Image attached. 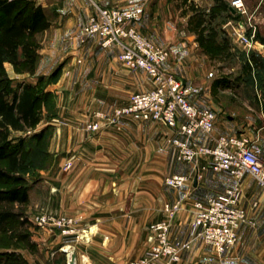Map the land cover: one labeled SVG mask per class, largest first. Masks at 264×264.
Wrapping results in <instances>:
<instances>
[{"label":"crops","instance_id":"crops-1","mask_svg":"<svg viewBox=\"0 0 264 264\" xmlns=\"http://www.w3.org/2000/svg\"><path fill=\"white\" fill-rule=\"evenodd\" d=\"M32 1L45 10L50 23L48 29L36 36L39 49L35 66L31 71L18 70L5 62L3 67L11 86H41L43 92L55 94L57 119L46 118L47 107L42 106L44 117L40 123L25 133L12 132L11 137H31L50 131L47 151L61 163L73 158V170L61 180L62 208L78 213L86 226L92 223L99 228L98 237L93 238L88 248L95 264H127L142 256L148 246L146 228L163 217L164 203L177 200L183 203L171 224L169 239L174 243L186 242L192 204L223 196L231 179L211 171L205 158L197 166L178 161L177 148L165 146L166 139L175 137V130L143 120L139 115L124 117L116 125L87 135L82 127L95 111L110 113L115 107L128 105L133 93L151 88L150 78L142 70H131L122 64L117 44L103 47L101 33L83 31L90 16L96 13L92 1ZM191 1L208 4L204 8L206 13L212 5H228L230 0H188ZM244 1L249 10L258 9L262 13L264 0ZM179 2L96 0L95 3L105 8L136 9L135 28L153 44L169 46L171 54L165 66L184 82L191 103L215 113L213 136H241L258 148L264 159V121L246 120L229 107L226 101L229 95L221 88L223 81L209 75L195 36L185 31H166V21L179 20L182 10L178 8ZM47 11L54 18H49ZM263 51L262 47L255 53L264 56ZM249 79L255 84L264 80L254 75ZM256 106L264 116V97L258 99ZM190 142L194 146L213 145L201 135ZM118 172L120 179L128 181L124 184L125 191L120 187L112 191L110 186L102 189L101 180H117ZM176 174L186 175L190 181L183 189L165 190L162 187L165 177ZM247 177L242 182L240 205L247 211L248 222L239 227L237 244L217 255L197 241L191 249L181 252L179 264H264V192L253 178ZM133 179L144 182L134 187L129 182ZM151 181H155V186L149 184ZM246 196L250 197L247 202ZM123 197L130 203L122 204ZM123 207L126 213L118 214Z\"/></svg>","mask_w":264,"mask_h":264},{"label":"built area","instance_id":"built-area-1","mask_svg":"<svg viewBox=\"0 0 264 264\" xmlns=\"http://www.w3.org/2000/svg\"><path fill=\"white\" fill-rule=\"evenodd\" d=\"M90 1L95 5L96 13L90 18L84 32L101 33L104 36L103 47L117 44L121 48L120 61L126 68L141 69L154 80L152 89L132 94L129 104L116 109L115 115L125 117L135 114L143 120L155 121L175 130V137L166 139L165 146L177 148L178 161L197 166L200 159L205 158L211 171L223 173L231 179L223 196L192 204V218L184 243H174L169 239L172 221L182 210V204H166L165 219L149 225L147 249L139 260L131 264H176L181 251L191 249L197 241L209 246L217 255L224 254L237 244L238 229L248 222L246 211L240 205L244 178L252 177L264 192V159L261 151L241 136H213L215 113L193 106L180 80L162 68V60L167 54L154 49L138 32L130 29L131 22L138 17L136 9H108L97 5L96 0ZM228 6L233 18L227 21L226 27L235 40L247 51L262 48L263 45L257 41L258 27L254 11H249L244 0H230ZM98 128V125L87 127L91 131ZM197 135L212 141L213 145H191L190 140ZM180 136L186 139L182 140ZM70 167L71 164L66 163L64 170ZM187 181L186 175L166 178V184L174 188H182ZM52 221L51 217L42 216L37 220V225L50 226ZM56 224L65 225L61 222Z\"/></svg>","mask_w":264,"mask_h":264},{"label":"rangeland","instance_id":"rangeland-1","mask_svg":"<svg viewBox=\"0 0 264 264\" xmlns=\"http://www.w3.org/2000/svg\"><path fill=\"white\" fill-rule=\"evenodd\" d=\"M205 6L208 7V4L206 5L203 2H197L196 4L193 1L188 2V0H180L178 8H181L182 10L179 20L166 21V31H185L186 34L195 36V41L198 44V52L201 56L205 57V60L207 61L209 75L215 80L223 81L221 88L229 95L226 99L229 103V107L233 111L243 114L246 117V120L251 118L255 122V119L259 118V120L264 121V116L259 113L256 106L258 99H262L264 97V80H262L263 82L260 84L251 82L249 78L253 76L254 73L246 66V59L251 56H264L256 54L255 50L247 51L231 35L230 31L226 27V23L233 17L226 12L224 3L215 4L214 6L212 5L210 12L207 11L206 13H204ZM249 11H254L258 27L257 34L260 35L261 38H264V9L262 13L258 9ZM47 13L49 18H54V15L51 12L47 11ZM91 17L92 16H90V18ZM90 18L83 27V31L88 25ZM134 20L130 24V29L138 32L139 30H137L134 26ZM207 36H209V38L206 40ZM146 41L150 43L154 49L158 48L167 54L166 58L162 60V68L169 74L179 79L165 66L171 54L169 46H157L147 39ZM257 41L263 45L264 49V44L258 38ZM208 63L210 65H208ZM257 69L258 72H260V76L264 78V64H261ZM148 77L151 81L150 89H152L154 86V80L152 77ZM179 80L189 99V93L184 82L181 79ZM46 101L49 103L46 110L48 112V115L46 114V118L49 117L57 119V116H55L56 95L51 93ZM191 104L195 106L193 103ZM121 107L113 108L110 113L95 111L90 120L84 122L85 124L82 129L87 135H92L104 127L116 125L124 118L117 117L114 112L116 109ZM40 113L41 118H43L44 115L42 108ZM57 121L59 124L61 123L60 120ZM88 125H98L99 128L96 131H91L87 129ZM44 135L42 146L44 145L45 150L47 151L50 131H47ZM23 137L27 138L28 136ZM66 163L71 164L70 169L67 171L64 170V165ZM72 170L73 158L61 163L59 159H55L48 151L45 156L34 157V162L29 164L27 171L24 173L28 181V185L30 186L28 201L24 206L27 222L23 227L14 225L10 230L4 232L0 231V264H70L69 262H71V259L69 254L62 250L65 246L70 247L75 254V264H95V261L91 258V256L89 257L90 253L88 248L91 246L93 238L98 237L100 233L99 228L93 226L92 223H90V226H86L84 220L80 218L78 213L72 211L68 212L62 208L61 180ZM117 176V180H101V188L104 189V187L110 186L113 191V188L120 187L125 191L124 184L126 182L128 183V181L120 179L119 172L117 173ZM134 176L136 178V175ZM168 177H165L162 184V187L165 190H180L186 186L185 185L182 188L170 187L166 184V178ZM248 177L249 179L252 178L250 176ZM189 181L190 179H188L186 184H188ZM129 182L136 187L143 184L144 181L140 179H133V181L130 180ZM149 184L155 186L156 183L155 181H151ZM248 198L250 197H245L246 202ZM125 199V197L122 198V204L130 203L129 200L125 201ZM176 202L181 201L177 200L174 203H164L162 207L163 217L158 221L165 219V205H173ZM181 204L183 206L182 202ZM125 211L126 208L123 207V210L118 212V214L124 215L126 213ZM42 216H48L53 219V221L50 222V226L40 227L37 225V220ZM158 221H154L152 223H156ZM58 222L65 223V225H57L56 223ZM149 225L146 228V238L148 236ZM107 230L108 229L105 231L107 232ZM214 256L217 258L216 255ZM141 257L142 256L131 260L127 264H131L132 262L139 260ZM179 262L176 264H179ZM100 264L108 263L103 262Z\"/></svg>","mask_w":264,"mask_h":264},{"label":"trees","instance_id":"trees-1","mask_svg":"<svg viewBox=\"0 0 264 264\" xmlns=\"http://www.w3.org/2000/svg\"><path fill=\"white\" fill-rule=\"evenodd\" d=\"M223 4V3H222ZM225 10L230 15L229 6ZM232 16V15H231ZM50 23L45 10L32 0H0V231L26 222L24 206L30 186L24 175L34 157L45 156L44 134L31 137H11L12 132L25 133L41 121L40 110L48 106L51 93L41 86L28 84L11 86L4 71V63L18 70H33L38 59L39 44L36 36L48 29ZM209 36L206 37V40ZM264 44V38L257 34ZM21 51V57H19ZM251 56L246 66L259 77L258 67L264 57Z\"/></svg>","mask_w":264,"mask_h":264},{"label":"bare ground","instance_id":"bare-ground-1","mask_svg":"<svg viewBox=\"0 0 264 264\" xmlns=\"http://www.w3.org/2000/svg\"><path fill=\"white\" fill-rule=\"evenodd\" d=\"M62 250L65 251V252H67V253L69 254L70 259H71V262H70V264H71V263H72V256H73V254H74L73 251H72L71 248L68 247V246L63 247Z\"/></svg>","mask_w":264,"mask_h":264},{"label":"water","instance_id":"water-1","mask_svg":"<svg viewBox=\"0 0 264 264\" xmlns=\"http://www.w3.org/2000/svg\"><path fill=\"white\" fill-rule=\"evenodd\" d=\"M196 183H197V176L194 179V185H196ZM71 264H75V254H73V256H72V263Z\"/></svg>","mask_w":264,"mask_h":264}]
</instances>
